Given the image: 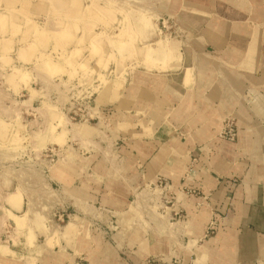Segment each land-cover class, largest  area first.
I'll return each instance as SVG.
<instances>
[{
	"label": "crops",
	"instance_id": "obj_1",
	"mask_svg": "<svg viewBox=\"0 0 264 264\" xmlns=\"http://www.w3.org/2000/svg\"><path fill=\"white\" fill-rule=\"evenodd\" d=\"M176 1L179 37L97 90L96 149L48 167L59 212L0 264H264V0ZM159 43L168 59L146 63Z\"/></svg>",
	"mask_w": 264,
	"mask_h": 264
},
{
	"label": "rangeland",
	"instance_id": "obj_2",
	"mask_svg": "<svg viewBox=\"0 0 264 264\" xmlns=\"http://www.w3.org/2000/svg\"><path fill=\"white\" fill-rule=\"evenodd\" d=\"M186 2L179 0L180 7ZM176 3L0 0V67L10 56L18 60L0 78V251L39 243L37 229L59 212V192L48 182V167L96 149L90 106L95 93L103 85H122L113 71L124 68L154 34L179 37L169 12ZM144 50L150 65L158 55L165 61L171 54L160 43ZM102 136L100 145L107 147Z\"/></svg>",
	"mask_w": 264,
	"mask_h": 264
},
{
	"label": "built area",
	"instance_id": "obj_3",
	"mask_svg": "<svg viewBox=\"0 0 264 264\" xmlns=\"http://www.w3.org/2000/svg\"><path fill=\"white\" fill-rule=\"evenodd\" d=\"M238 137V129L234 120H227L224 123L223 129L219 135V138L228 142H235Z\"/></svg>",
	"mask_w": 264,
	"mask_h": 264
},
{
	"label": "bare ground",
	"instance_id": "obj_4",
	"mask_svg": "<svg viewBox=\"0 0 264 264\" xmlns=\"http://www.w3.org/2000/svg\"><path fill=\"white\" fill-rule=\"evenodd\" d=\"M118 49H119V48H118ZM167 51L169 52L170 50H167ZM153 52H154V50H153ZM120 86H122V85L119 84V86H115V87H120Z\"/></svg>",
	"mask_w": 264,
	"mask_h": 264
}]
</instances>
